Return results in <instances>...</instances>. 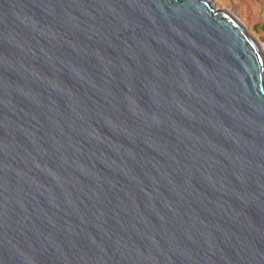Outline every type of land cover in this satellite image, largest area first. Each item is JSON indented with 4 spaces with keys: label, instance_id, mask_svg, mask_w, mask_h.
Segmentation results:
<instances>
[{
    "label": "water",
    "instance_id": "1",
    "mask_svg": "<svg viewBox=\"0 0 264 264\" xmlns=\"http://www.w3.org/2000/svg\"><path fill=\"white\" fill-rule=\"evenodd\" d=\"M0 264H264V57L208 0H0Z\"/></svg>",
    "mask_w": 264,
    "mask_h": 264
},
{
    "label": "rangeland",
    "instance_id": "2",
    "mask_svg": "<svg viewBox=\"0 0 264 264\" xmlns=\"http://www.w3.org/2000/svg\"><path fill=\"white\" fill-rule=\"evenodd\" d=\"M233 16L257 41L264 57V0H208Z\"/></svg>",
    "mask_w": 264,
    "mask_h": 264
}]
</instances>
